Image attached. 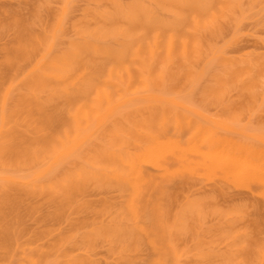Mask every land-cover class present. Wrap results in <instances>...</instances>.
Returning a JSON list of instances; mask_svg holds the SVG:
<instances>
[{
  "label": "rangeland",
  "instance_id": "rangeland-1",
  "mask_svg": "<svg viewBox=\"0 0 264 264\" xmlns=\"http://www.w3.org/2000/svg\"><path fill=\"white\" fill-rule=\"evenodd\" d=\"M39 58L60 77L28 74ZM1 104L0 179L14 174L30 185L35 176L46 192L11 189L25 203L26 243L71 236L62 251L77 257L133 249L146 259L157 239L174 245L179 264H232L246 253L264 264V0H0ZM207 136L234 148L226 163L199 166L196 153L194 163V141ZM156 138L195 150L183 154L177 143L173 155L164 145L153 164L171 171L163 178L137 156ZM128 158L147 186L158 184L143 186L140 205L151 213L141 208L150 215L135 222L126 176L115 177L130 172L119 162ZM2 182L0 194L13 187ZM68 190L79 192L74 204L82 199L71 210Z\"/></svg>",
  "mask_w": 264,
  "mask_h": 264
},
{
  "label": "bare ground",
  "instance_id": "bare-ground-1",
  "mask_svg": "<svg viewBox=\"0 0 264 264\" xmlns=\"http://www.w3.org/2000/svg\"><path fill=\"white\" fill-rule=\"evenodd\" d=\"M50 48V47H49ZM48 52H49V50H48ZM48 52H47V54H48ZM45 57H47L46 55H45ZM44 58V57H43ZM47 59V58H46ZM39 61L37 62V64L36 65H38V63H39V65L38 66H36L35 65V62H34V68H33V65L31 66V68H33V70L34 71H32L31 69H30V71H28V74L30 73V74H32V76H33V73H34V76H33V78L34 79H36L37 78V80H39V79H41V78H48L49 77V74H50V77L49 78H52L54 75H58V76H54L55 78L56 77H60V74L59 73H56V74H51L48 70H47V73L45 72L46 71V69L48 68V67H51V66H53L55 63L52 61V60H50V62L49 61H47V60H41L40 61V58L38 59ZM49 60V59H48ZM54 63V64H53ZM53 64V65H52ZM51 65V66H50ZM44 66V67H43ZM55 66V65H54ZM45 70H44V69ZM43 69V70H42ZM32 71V72H31ZM44 76V77H43ZM48 76V77H47ZM52 76V77H51ZM39 77V78H38ZM41 77V78H40ZM4 104V103H3ZM2 104L0 105V108H1V111H3V109L4 108H2V107H4V105L2 106ZM3 112H0V123L2 124V125H0V134L2 133V132H6V133H8V130H5L7 127H4L3 126V123H4V121L6 120V119H4L5 117H4V114H2ZM5 113V112H4ZM88 113V112H87ZM87 116H88V114H85V116H84V118L86 117L87 118ZM76 123V125H78L79 123L76 121L75 122ZM6 124V123H5ZM3 127H4V129H3ZM78 127L80 128V125H78ZM9 128V127H8ZM10 129V128H9ZM67 136V135H66ZM68 137V136H67ZM157 140V138L153 141V143L151 142V140H149V142H151L150 144L151 145H149V144H147L148 145V147L146 148V150L144 151L143 149L140 151V154L138 153L137 154V156H139V155H141V157L142 156H145V159H143L144 157H142L141 158V161H145V160H147V163L151 166V167H153L154 165L153 164H155V162H156V160H159V159H161L160 158V156H159V153H160V151H162L163 152V154L165 153L166 154V152H164L165 150H168L169 148H170V150H171V152L172 153H174L173 155H175L176 154V152H174V151H172V147H173V145H169L172 141L170 140V139H167L166 140V143H169V144H164V142H165V140H160V141H163V142H160V141H156ZM168 140H170L171 142H169ZM57 141H59L58 139H57ZM168 141V142H167ZM174 141V140H173ZM175 141H177V140H175ZM190 140H188V142H189ZM192 141V140H191ZM190 141V142H191ZM193 142V141H192ZM191 142V143H192ZM195 142V143H194ZM193 143L195 144L194 145V147H196V146H198V147H196V150H198L197 152L196 151H194V154L196 153V154H198L199 155V157L201 158V159H199V157H198V155H196L198 158H197V160L196 161H198V159H199V161H201L202 160V165L201 164H198L199 163V161L196 163V162H194L196 165L198 164L199 166H204V165H206V164H209V165H219V163L221 164V162L222 163H224L225 162V160L226 159H229V157L230 156H232L233 155V153L232 152H230V151H233L234 150V146H231V148H233V150H231L229 147H230V145L227 143V145H225V142L223 143V145H222V142L221 143H219V141H215V139H212V138H210L209 136H207V138H203L202 137V140L199 142V144H197V141H194ZM174 143H176V142H174ZM179 145L181 144V143H179V142H177ZM177 143L175 144V145H177ZM190 143V144H191ZM193 143H192V145H193ZM172 144V143H171ZM49 145H51V144H49ZM164 145H167V148L168 149H162V147L164 146ZM169 145V146H168ZM174 145V147H173V149L176 147L177 148V146H175ZM179 145H178V147H179ZM191 145V146H192ZM52 147H53V145H51ZM172 146V147H171ZM186 148V146H185V144H181V146H180V149L182 148H184V147ZM222 146V147H221ZM23 147L25 148L26 146L25 145H23ZM163 148H166V146H164ZM185 148L182 150V153L184 154V152L185 151H188V149L189 148H187L186 150H185ZM200 148V149H199ZM54 149V148H53ZM56 150H57V147H56ZM164 150V151H163ZM177 151V150H176ZM189 151L190 152H193L192 151V149H189ZM141 152H143V153H141ZM19 153H20V151H19ZM33 153H35V152H33ZM167 153L168 154H170V151H167ZM177 153H178V151H177ZM186 153V152H185ZM236 153H238L237 151H236ZM24 154V153H23ZM165 154H164V156H165ZM37 154L35 153L34 154V156H36ZM117 158H120L121 159V156L122 155H115ZM158 156H159V159H158ZM164 156H162L163 158H164ZM37 157H38V155H37ZM135 158H137V157H135ZM162 158V159H163ZM37 159V158H36ZM127 159V158H126ZM126 159H125V162L123 163V160H120L119 161V159H118V161L120 162V163H122V165L125 167V169L124 170H128V169H130V170H128V171H130L129 173H121V172H119V173H116V174H119V178H118V175H116L115 174V177H117V179H118V181L120 180V178H121V180H122V174H123V177L124 176H126L125 178H123V180L125 181V182H127V183H125V182H122L124 185H125V187L126 188H128V194L127 193H124L125 194V197L126 198H128V199H126L125 197H124V195H122V197L123 198H125V199H123L124 201H125V203H126V209H128V210H126L125 208V210L127 211V215L128 216H131L132 215V217H131V220H132V222H135V221H137V219H138V217H139V219H138V221L140 220V217H144V215H145V213H147V212H149V213H151V205H149L148 203V201L150 200V199H145V202H147V204L149 205H146L147 207L145 208L144 206L145 205H143V207L140 205L142 202L141 201H143L144 200V197H146L145 196V192H144V190H143V186L145 187V185L148 183V181H146L147 180V178H145L146 180H143V178H144V175H143V170H142V173H140V172H138V169L136 168V166H137V164H136V162H138V161H135L134 159H133V162H132V159H130V158H128V162L129 163H127V164H132V163H134V164H132V166L134 167V168H136V169H134L132 166V168L133 169H131V167H129L127 164H125L126 163ZM143 159V160H142ZM131 160V161H130ZM206 161H207V163H206ZM18 162V161H17ZM159 162V161H158ZM188 162H190V160L188 161ZM188 162H186V163H188ZM192 162V160H191V162L190 163H193ZM209 162V163H208ZM141 163H143V162H141ZM146 163V161L144 162V164H147ZM193 163V164H194ZM203 163H204V165H203ZM206 163V164H205ZM215 163V164H214ZM226 163V162H225ZM152 164V165H151ZM128 166V168L126 167V166ZM157 165H159L158 163H156V167H155V171H158V173H159V166H157ZM145 166V165H144ZM154 167H153V169H154ZM160 168H162V169H160V171L161 170H166V168L167 167H161L160 166ZM169 169L167 168V170L166 171H168ZM166 171H163V173L161 172V173H159L160 174V176H161V174H162V177L164 178L166 175L168 176V175H170L171 174V171H168V172H166ZM84 171H82V172H79L80 173V175L81 174H85L86 175V173L87 172H84ZM78 173V172H77ZM76 173V174H77ZM78 173V174H79ZM142 174V175H140V174ZM3 174H6V173H3ZM126 174V175H125ZM164 174H166V175H164ZM7 175V174H6ZM4 175V177H2L1 179H0V181L2 182V180H4L5 181V183L7 182H9L10 184L11 183H13V187H8V188H10V191H12L13 189H14V193H17V189L15 188V185L18 187H21V188H26L27 189V187H28V189L31 187L32 189H34L35 191H38V190H36L37 188V186H38V189L40 190V189H42L44 186V184H42L41 183V185L39 186V185H37V184H40V183H38L37 181L36 182H34V180H37L36 178H35V176H34V178H32L33 179V182H31L30 183V185H29V181H28V179L26 180V178L25 177H23V178H25L24 179V181H23V178H22V180L21 179H17L18 178V175L16 176V178L15 177H13L14 176V174H13V176L11 177L10 175ZM90 175H91V172H90ZM121 175V176H120ZM81 176H84V175H81ZM140 176H143V177H140ZM159 176V177H160ZM36 177L38 178L39 176L38 175H36ZM67 177H70V176H67ZM66 177V178H67ZM72 177H74V173H73V175H71V180H72ZM77 177V176H76ZM86 177V176H85ZM162 177H160L159 178V180H162L163 178ZM20 178H21V176H20ZM65 178V179H66ZM79 178H80V176H79ZM142 178V179H141ZM162 178V179H161ZM32 179H30L31 181H32ZM76 179H78V177L76 178ZM81 180L82 179H84V177H82V178H80ZM80 179H78L77 181H79V182H77V183H79V184H81V181H80ZM28 181V182H26V181ZM69 180V183H67V181ZM122 180V181H123ZM152 180H154L153 178L151 179V177H149V182H151ZM67 181H63L65 184L67 183V184H71L70 183V179L69 178H67ZM73 181V183L75 182L74 181V179L72 180ZM155 181V180H154ZM154 181H152L153 182V184L154 185H152V186H156L157 187V185L155 184V182ZM121 182V181H120ZM151 182V183H152ZM3 183V182H2ZM5 183H3V184H5ZM7 183H6V185H7ZM34 183H37V184H34ZM72 183V184H73ZM15 184V185H14ZM32 184V185H31ZM67 184H66V187H67ZM76 184V183H75ZM79 184H76L75 186H77V185H79ZM83 184H84V186H86V183L85 182H83ZM6 185H4L3 187H7ZM10 185V186H11ZM37 185V186H36ZM59 185H61V184H59ZM82 185V184H81ZM80 185V186H81ZM149 185V184H148ZM43 186V187H42ZM51 186V185H50ZM62 186H64V185H62ZM70 185H68V188L70 189V188H72V186L71 187H69ZM80 186H77V191H78V187H80ZM84 186L83 187H81V189L83 190L84 189ZM147 186V185H146ZM152 186H147V188L149 189V187H152ZM39 187H42V188H39ZM57 188H58V186H56ZM61 187V186H60ZM65 187V188H66ZM154 187H153V189L152 188H150V189H152V190H148L147 189V191L149 192V191H154ZM0 188H2V187H0ZM21 188H20V190H21ZM36 188V189H35ZM45 188H46V186H45ZM44 188V189H45ZM47 188H49L50 189V192H52L51 194H52V196H51V194L49 195L50 196V199H52L51 197H55V196H53V194H55V193H53V191L51 190V187H47ZM129 188L131 189V190H129ZM7 189V188H6ZM6 189H4L2 192H1V194H0V264H133L134 263V261H137L138 260V262L140 261V263L139 264H179V262H178V260H180L179 259V254L177 253L178 251L176 250V249H174L175 247H172V245L173 244H171L170 245V243L169 242H166L165 244H167V245H163L162 243L160 244L161 246H157V242H155L157 239H155L153 242H152V239L154 238V237H152L151 235L150 236H148L147 235V237H145L146 236V234H149V232H145L144 231V233H145V235H144V237H145V241H147L146 239H150V237H151V241H149L150 243L152 242L154 245H153V247L155 248L154 250H155V252H157V253H155V252H153V247H152V251H151V253H150V255H152L151 257H150V255H148L147 257H146V259L144 258L143 259V257L142 256H140L141 257V259H140V257L138 256L137 257V254L136 253H133V249H129V250H127L128 252H130V253H132V254H124V256H123V253H122V255L121 254H119V255H117V254H113V253H115V249L117 248H120L119 249V252H122L124 249L121 247V246H119V245H117V247L115 248V249H113V256H109V258H105V259H103V258H96V257H92V256H90V254H88V255H86V254H84L85 255V257H84V255L83 254H80V256L79 257H81V258H79V257H77V255L76 254H69V251H66V252H64V250L62 251V244H65V243H62V241L63 240H65L66 238H63V240H61V239H56L57 241H58V243H56L57 241H54V239H53V242H52V244L50 245L49 243H48V245L46 244V242H44L47 246H45V247H43L44 245H42V244H44V243H41V241H40V243H38L37 244V242L36 243H31L29 240H27L28 241V243H26L24 240H22V239H20V237L21 236H25V238H27V236L29 237L30 235H32V234H30L28 231H27V229H23V228H20V224H21V222H22V225L24 224L23 223V215H24V209H23V206H24V208H25V203L23 202V200H21L20 199V197L19 196H17L16 194H14L13 193V191H12V193L10 192V191H7ZM12 189V190H11ZM16 189V190H15ZM25 190V191H23V192H26L27 193V191L29 192V191H31V194L32 193H37V192H34V190ZM53 189H55V188H53ZM61 189V188H60ZM73 189V188H72ZM80 189V188H79ZM145 189H146V187H145ZM1 190V189H0ZM19 190V189H18ZM46 190V189H45ZM58 190V189H57ZM67 190V189H66ZM127 190V189H126ZM33 191V192H32ZM43 191V189L42 190H40V191H38V192H42ZM56 191V190H55ZM60 191V190H59ZM69 191V190H68ZM72 191V194L70 195V192ZM71 191H69V195H67V196H69V197H65V196H63L64 198H66L67 200H69L70 202L71 201H74L75 200V197H76V195H74V194H77L75 191H73V190H71ZM81 191V190H80ZM84 191V190H83ZM44 192V191H43ZM47 192H49V191H47ZM61 192V191H60ZM60 192H58L57 193V191H56V193H57V195H59L58 197H61V194H60ZM63 192L64 191H62V194H63ZM125 192V191H124ZM18 193H19V191H18ZM45 194H42V195H46V192H44ZM65 193L66 194H68L67 193V191H65ZM83 193V192H82ZM150 193V192H149ZM40 195H41V193H39ZM49 194V193H48ZM78 194H79V192H78ZM77 194V195H78ZM80 194H81V192H80ZM151 194L153 195V193L151 192ZM127 195V196H126ZM75 196V197H74ZM79 196V195H78ZM77 196V199L79 198H81V197H78ZM81 196H83V195H81ZM45 198H47V200H49L48 199V197H46L45 196ZM56 199H58L57 197H55ZM70 198V199H69ZM83 198V197H82ZM60 199V198H59ZM72 199V200H71ZM152 200H153V202H155V200H157V199H155L154 198V196L152 197ZM68 201V202H69ZM76 201H78V200H76ZM82 201V199L80 200V201H78V203L79 202H81ZM123 201V202H124ZM159 200H157L156 201V203L158 202ZM22 202H23V204H22ZM62 202H64V200H62ZM65 202H66V200H65ZM69 202V207H70V210H71V208H72V206L74 205V207H76L77 205H78V203L77 202H75V204L77 203V205L75 206V204L73 203V202H71V203H73V204H71ZM85 202H86V200H85ZM85 202H82V203H85ZM82 203H80V204H82ZM151 203V202H150ZM161 203V202H160ZM160 203H157V205H159ZM64 204H66V203H64ZM65 207H66V205H64ZM79 206V205H78ZM90 206H91V204H90ZM89 206V207H90ZM156 206V205H155ZM30 207V206H29ZM150 207V208H149ZM157 207V206H156ZM31 208H33L32 206L30 207V209L29 210H31ZM77 208V207H76ZM76 208H75V210H76ZM80 208V207H79ZM141 208H142V210L144 209V210H146V211H143L144 212V214H142L141 215V212H142V210H141ZM158 208V207H157ZM34 209H35V207H34ZM148 209H149V211H148ZM28 210V209H27ZM26 210V211H27ZM29 210H28V212L27 213H29ZM33 210V209H32ZM36 210V209H35ZM69 210V211H70ZM74 210V211H75ZM34 211V210H33ZM68 211V208H67V210L66 211H64L65 213H66V215L64 214V213H62V214H64L65 216H67V212H69ZM73 211V210H72ZM71 211V212H72ZM73 211V212H74ZM155 211V210H154ZM154 211L152 212V213H154ZM30 212H32V211H30ZM70 212V213H71ZM129 212V213H128ZM142 212V213H143ZM148 213V215H150ZM129 214H131V215H129ZM158 214V213H157ZM159 214H161V213H159ZM158 214V216H160ZM58 215V214H57ZM61 215V214H60ZM140 215V216H139ZM147 215V214H146ZM145 215V216H146ZM147 215V216H148ZM64 217V216H63ZM128 218H130V217H128ZM132 218H134V219H132ZM69 219L70 218H68V219H66L68 222H69ZM73 220V219H72ZM135 220V221H134ZM13 221V222H12ZM70 221H71V219H70ZM72 222V221H71ZM137 223V222H136ZM25 227V226H24ZM135 228H137L136 226H135ZM138 228H139V226H138ZM29 233V234H25L26 233V231ZM44 231H46V230H41V233L43 232L44 233ZM141 231V230H140ZM25 232V233H24ZM34 232V233H33ZM32 233H33V236L32 237H34L35 236V234L36 233H38L37 231L35 232V231H33ZM143 232V231H142ZM45 233H47V232H45ZM44 233V234H45ZM48 233L50 234V231H48ZM150 234H152V233H150ZM37 235V234H36ZM43 234H41L40 236H42ZM36 237V239H37V237L38 236H35ZM44 237V236H43ZM22 238V237H21ZM24 238V237H23ZM68 238H71V236L70 237H68ZM67 238V239H68ZM38 239H40L39 237H38ZM43 239V238H42ZM66 239V241H63V242H67L66 244L68 245V243L70 242V239L69 240H67ZM20 240V241H19ZM33 240V239H32ZM41 240V239H40ZM44 240V239H43ZM59 240H61V242H59ZM21 241H24V243H22ZM33 241H36L35 240V238H34V240ZM39 241V240H38ZM51 240H49V242H50ZM158 241V240H157ZM149 242L147 243V244H149ZM159 242V241H158ZM62 243V244H61ZM41 244V245H40ZM40 245V246H39ZM67 245H64V249L67 247ZM163 245V246H162ZM174 246V245H173ZM136 248V250H134V251H136V252H138L137 250H138V248L137 247H135ZM150 248H151V244H150ZM116 249V250H117ZM66 250V249H65ZM176 250V251H175ZM117 253H118V251H116ZM155 253V255H153V253ZM70 253H71V251H70ZM111 254V255H112ZM250 256V255H249ZM83 257V258H82ZM236 257H238V259L236 258ZM236 257H233V258H231V263L232 264H239L240 262H241V260H242V258H244V257H246V260L245 259H243L242 260V262L240 263V264H242L243 263V261L245 260V261H247V260H249V258L247 259V257H248V255H247V253H246V255L244 256V257H240L241 258V260L239 259V256H236ZM253 257H255V256H253ZM234 258L236 259V260H234ZM251 258H252V256H251ZM235 261H233V260ZM255 259V258H254ZM254 259H250L249 261H248V264H252V263H249L250 261H254L255 263L254 264H262L261 262L263 261V258L261 257L260 258V260H258L259 259V257H256V259L254 260ZM143 260V261H142ZM256 260H257V262H256ZM239 263H238V262ZM252 261V262H253ZM259 261V262H258ZM237 262V263H236ZM247 262H244V264H246ZM135 264V263H134ZM136 264H138L137 262H136Z\"/></svg>",
  "mask_w": 264,
  "mask_h": 264
}]
</instances>
